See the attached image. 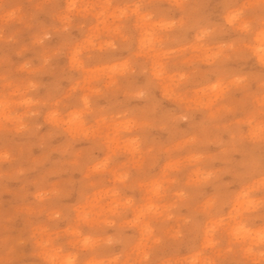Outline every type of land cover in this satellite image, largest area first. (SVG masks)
<instances>
[{
  "label": "clouds",
  "instance_id": "1",
  "mask_svg": "<svg viewBox=\"0 0 264 264\" xmlns=\"http://www.w3.org/2000/svg\"><path fill=\"white\" fill-rule=\"evenodd\" d=\"M0 264H264V0H0Z\"/></svg>",
  "mask_w": 264,
  "mask_h": 264
}]
</instances>
